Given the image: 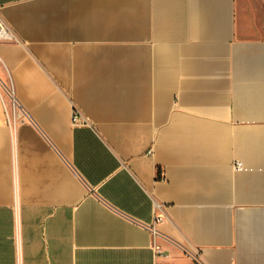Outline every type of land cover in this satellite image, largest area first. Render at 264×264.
Returning <instances> with one entry per match:
<instances>
[{
    "label": "crops",
    "instance_id": "1",
    "mask_svg": "<svg viewBox=\"0 0 264 264\" xmlns=\"http://www.w3.org/2000/svg\"><path fill=\"white\" fill-rule=\"evenodd\" d=\"M0 16V264H264V0Z\"/></svg>",
    "mask_w": 264,
    "mask_h": 264
},
{
    "label": "built area",
    "instance_id": "2",
    "mask_svg": "<svg viewBox=\"0 0 264 264\" xmlns=\"http://www.w3.org/2000/svg\"><path fill=\"white\" fill-rule=\"evenodd\" d=\"M14 39H15L14 34L11 32L8 25L5 23V21L0 16V41H10ZM73 120L75 121L79 120V116L73 115ZM158 218H159L158 216L155 217V221L156 219L158 220ZM149 229L151 231L152 238L154 239V236L156 235V229L154 227V222L149 226ZM152 246L153 248H155L157 252L159 251L158 246H156L154 243V240H153ZM189 255L191 257L193 264H203L198 251L190 252Z\"/></svg>",
    "mask_w": 264,
    "mask_h": 264
}]
</instances>
